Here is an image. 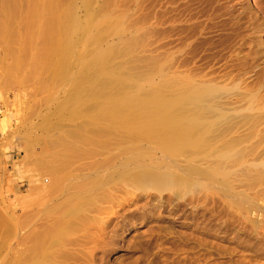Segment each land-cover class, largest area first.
Masks as SVG:
<instances>
[{"label":"rangeland","instance_id":"rangeland-1","mask_svg":"<svg viewBox=\"0 0 264 264\" xmlns=\"http://www.w3.org/2000/svg\"><path fill=\"white\" fill-rule=\"evenodd\" d=\"M44 1L0 0V25L10 27L0 29V264H264V123L252 135L258 146H253L254 156H247L259 163L253 171L246 169L244 158L228 163L236 169L228 186L196 175L200 184L190 189L156 191L131 177L98 176L145 150L146 157L173 160L185 150H178L177 157V151H165L163 144L143 135H127L122 127L106 135L108 131L98 133L103 121L94 126L87 117L70 120L73 93H68L81 77L77 62L95 48L92 39L105 28L97 31L101 27L89 25L88 19L108 17L110 25L118 21L121 27L104 35L100 48L123 45L111 46L106 66L111 73L131 70L129 74L145 73L157 81L176 73L197 80L209 76L243 92L255 88L264 103V0H57L58 7L49 13L60 21L47 23L56 24L49 29ZM64 26L71 39L61 33ZM61 36L73 41L64 47ZM64 48L63 55L59 49ZM114 50L127 52L114 56ZM58 56L70 61L67 67ZM91 101L81 109L90 110ZM63 103L68 114L58 110ZM120 136L130 141L126 144ZM184 154L180 160L188 163L191 155ZM14 219L22 224L19 238L12 237ZM42 231L48 239L38 248L35 241ZM15 239L20 243L14 244Z\"/></svg>","mask_w":264,"mask_h":264},{"label":"bare ground","instance_id":"bare-ground-1","mask_svg":"<svg viewBox=\"0 0 264 264\" xmlns=\"http://www.w3.org/2000/svg\"><path fill=\"white\" fill-rule=\"evenodd\" d=\"M2 5H4V4L2 3ZM56 6H57V0H46V3L44 1L43 10H44V8H45V10L43 12L44 13L48 12L49 15L46 13L45 17L46 16L47 17L46 18L43 17L44 19L43 18L42 19L45 21L46 26H47V27L46 26L45 27L47 29H49L50 26L53 25V27H54V25L59 23V22H57V19L59 20L60 18H57L56 16L52 17V15L49 13V12L53 13L54 10L58 7V6L57 7ZM8 10H10V9H8ZM0 12H1V10H0ZM72 14H75V13H72ZM72 14H70V16ZM57 15L59 16V14H57ZM66 16L61 15V17H66ZM89 16H90V14H89ZM36 17L37 16L35 15V18ZM68 17H69V15H68ZM96 17L98 18V16H94V18H96ZM102 17H104V16H102ZM32 18H33L32 21H34V16ZM38 18L40 19L41 17L38 16ZM69 18H72V16ZM75 18H76V15H75ZM107 19H108V17L105 19L100 18V20L90 18L87 21L88 24L93 26V27L97 26V28H98V26L99 27L105 26V28H104V30L102 27H101V29H99V28L97 29V31L103 30V31H99V32H103V33L101 35L99 34V36H96V37H94V35H93V37H94V39H92L93 42L89 39V43L92 42L90 47L95 45V48H93V50L90 52L87 51L88 53L86 52V54L83 55L84 58H81L79 60V62H77L78 60L75 61L78 63V66H77L78 69L76 68L78 70V75L81 74V77L79 75L80 78H77L78 79L77 81H76V79H75V81L72 80L73 83L74 82L75 83L74 84L72 83V85H71L72 90H70V89L68 90L69 91L68 93H70L71 91L73 93L72 97H71L72 93L70 94V97L72 98L70 100V102L72 103V106L70 105V103H68L70 105V108H71L70 113H69L70 120L75 115L78 116V117L76 116V118H80V117L86 118L87 117L88 120L87 119L86 120L90 121V123L93 124L94 126L96 124H99L98 122L103 121L104 123H101V125H103V128H99V126H101V125H97L99 130L98 129H96V130H98V133H99V131H100V133L102 131L103 132L108 131L107 133L105 132L106 135H108V133L111 131L115 132L117 127H118L117 130L119 129V127H122V129H124L122 132H126L127 135L131 134V136H132L135 133L137 135L139 134V136L143 135L144 137H147V138L149 137L147 139L148 141H149V139H153V140H151V142L158 141L159 145L163 144L162 147L163 148L165 147V151H167V150L169 152H172V151L176 152L177 151V154H175L176 156L178 155V150L179 151L185 150L186 152L188 150L187 153L185 151L184 152L182 151V154L186 153L187 155L186 154H184V155H186L188 157L191 155L190 156L191 159L189 161V159L187 157L186 159H188V163L186 161H185L186 163H183L181 161L182 160L181 158L183 155L180 152L179 153L182 156L179 154L180 155L179 160H176L175 158H174V160L173 159H167L168 157H166V159L165 158H159L156 156L146 157L147 154L145 152L147 150L144 149L145 150L144 151L142 149L144 151V153H139V155L136 153L137 154L136 156H131V157H133V158H130V160H132V162L129 161L128 158H126L125 160L119 162L118 164L112 166L111 168L105 169L104 171L102 170V173L98 176V179H101V177L103 175L105 178V176L110 177L113 174H117L123 178L131 177V180L133 179L136 183H139L140 185H142L145 188H151V189H155L156 191L157 190L161 191L163 189H168L170 187L171 188L175 187V189H177L176 187H178V188H180V187L186 188L187 187V189H188L192 185L194 186L195 184H200V181L197 182L195 180L196 175H200V176H202V178L204 177V179L206 178V179H209L212 181H217L219 183H222V184H225L226 186H228L229 180H231L230 177H232L233 174H236V169H232V166L231 165L229 166L228 163L240 162V161H243L244 158H245V162H247V164H245V165H247L246 169H249V171H251V170L253 171L254 169H252L253 168L252 166L259 164V163L254 162V160H255L254 157H252L251 159L248 158V160H247V156L248 155L251 156V155L255 154V153H253L254 151H252V149H253V146H257V145H256V143L254 145V143L251 141V139L253 138L252 135L256 132L257 127L258 128L262 127V126L259 127L258 125H260L261 122H262L261 125H263V123H264L263 122L264 121V113H263L264 103H263V101L260 102L257 99V98H259L258 97L259 92L256 93L257 91H255V88H254V92H253V90L249 89L250 87L247 89L249 92H246L245 91L246 89L244 90L245 92H243V90L241 91L240 87H237V85L233 86V87H229V86L227 87L226 86L227 84L226 85L221 84V82H219L220 80L217 81L216 80L217 78H214V77L209 79L210 78L209 76H208V78H205L204 80H202V79L197 80L194 77L192 78L191 76H187L188 74L187 75L185 74L186 76H184L182 73H176V75L175 76L173 75L174 77H172L171 79L168 78L169 81H167L168 79H166V78H162V80L157 81V80L152 79L153 77L151 78V76H149L147 74L144 75L145 73L143 74L142 72H141V74H143V75H135L134 73H133L134 75L129 74L131 72V70L129 73H125V74L124 73L122 74V72H121V74L116 75L115 73H113L114 71L111 73L109 71L111 69H107L106 66L108 65L107 63L111 62L110 58L112 57V50H113V48H115V50H116V48L119 49L123 45H121L119 47H113L110 43V46L108 44L107 45L108 47L103 48V49L100 48L101 46L99 45V42L100 41L103 42L102 41L104 39L103 36L109 34L111 31L113 33V31H115L121 27L120 23L118 25V21L116 24L114 23V24L110 25L109 21L111 19H108V22H107ZM66 20H67V18H66ZM70 20H72V19H70ZM52 21H56V24L54 22V24H51L48 26L47 23L52 22ZM75 21H76V19H75ZM79 21H80V19H79ZM113 22H115V20ZM45 23H43V24H45ZM84 23H85V21H84ZM74 24H75V22H74ZM86 24L87 23H85V26H86ZM108 24L110 26H106ZM70 26H71V24H70ZM2 27L6 28L7 26L2 25L0 29H2ZM62 27H63V25H62ZM65 27L66 26H64V28H62L63 31L61 33L63 34V36H65V34L67 35L69 33L68 34L70 36L69 39H71L70 34H72V33H71V31L66 32L68 30H66L67 27H66V29H65ZM71 27L73 28V26H71ZM77 27H78V25H77ZM68 28H69V26H68ZM8 29L10 30V27ZM80 29H81V26H80ZM93 29H95V28H93ZM42 31H43V29H42ZM80 31H83V30L81 29ZM88 31H92V30L89 28ZM53 32H54V29L52 30V33ZM75 32L77 33V30ZM75 32L73 34H76ZM94 33L97 34L98 32L95 31ZM48 34L50 35V33H48ZM53 34H55V33H53ZM53 34L50 36H52L53 40H54L55 38H54ZM86 34H88V33H86ZM63 39L64 38L62 37V41H64ZM80 39H82V38L80 37L78 40H80ZM55 40L59 41L58 39H55ZM78 40H75L77 45H75L76 43L73 42L70 46H67V48L69 47V49L70 48L72 49V47H73L72 45L74 43L75 44H74L73 48H75V46H78V42H77ZM48 41H50V40H48ZM65 41H67V39ZM65 41H64V45H65L64 47H66V44L69 45V43H71L73 40L69 43H68V41L67 42H65ZM83 41H84V39H83ZM87 42H85V43L87 44ZM57 44H58V42H57ZM92 44H94V45H92ZM79 47H77V48H79ZM127 47H129V45H127ZM59 48H61V47H59ZM69 49H68V51H69ZM87 49H89V48H87ZM87 49H85V50H87ZM80 50H81V48H80ZM115 50L113 51L115 54L114 56L118 55L117 53H119L121 49L117 50V53L115 52ZM124 50L121 51L123 54H124V52L125 53L127 52ZM59 51H62L63 53H61V54H63V55L67 52V50L65 52V48H64V50L59 49ZM77 51H75V52H77ZM75 52H74V54H75ZM78 52H81V51H78ZM121 52H120V54H122ZM70 53H71V50H70ZM84 53H85V51H84ZM58 54H59V52H58ZM74 54H70L69 56L74 55ZM80 56H79V58H80ZM60 57L58 56L59 59L62 58V57L61 58ZM64 57H66V55ZM116 58H119V57H116ZM63 60H65V61H62L63 63L61 62L63 65L61 63H60V65H62V67H67L68 65H66V64L70 61L67 58H65ZM75 60H76V57H75ZM51 61H53V60H51ZM71 61H72V59H71ZM177 63H178V61H177ZM64 65H66V66H64ZM16 66H17V63H16ZM111 67H112V64H111ZM59 69H62V68L60 67ZM59 69L56 71L57 72L60 71ZM118 69H120V68H118ZM121 69H123L122 66H121ZM64 70H67V69H64ZM135 71L133 70L132 72H135ZM71 72H72V70H71ZM123 72H125V70ZM61 74H63V72ZM76 74H77V72H76ZM66 75L68 76V74H66ZM252 75H254V74H252ZM64 77H66V76H64ZM69 78H71V77H68V79ZM68 81H70V79ZM68 83H70V82H68ZM237 88H239V89H237ZM68 93L66 94V96L68 95ZM93 99L95 101H93ZM88 100H90V101L92 100L91 102L92 103L95 102V103L90 110L84 108V110H88V111H83L81 109V106L84 103H86ZM64 106L67 107L66 103H63L62 107H60L58 109L60 113H61L60 109L61 108L63 109ZM65 109H63V110H65ZM76 110H78V112ZM67 111H66V113H67ZM63 114L64 113L62 111V114H60V115L63 116ZM62 116H60V117H62ZM64 116H66V114ZM71 116H73V117L71 118ZM67 118H69V117H67ZM104 125H106L107 127L106 126L104 127ZM81 127L85 128V126H83V125ZM81 127H78V128H81ZM114 127H116V128L113 131ZM96 130H94V136L95 137L97 135ZM79 131L82 132V130H78V132ZM130 131H131V133H130ZM259 131H261V130H259ZM103 132L101 134H103ZM127 132H129V133H127ZM132 132H134V133H132ZM71 133L73 136L74 133L73 132H71ZM261 134H264V133L262 132ZM49 135H51V134H49ZM74 135H76V134H74ZM135 135H134L133 139H139V138H136L137 135H136V137H135ZM260 135H259V137H260ZM120 137H122V136H120ZM124 138H125V136H124ZM124 138L122 137V139H124ZM55 139H56V137L55 138L53 137V141ZM258 140H261V139L259 138ZM127 141H130V139H128ZM127 141L125 138L126 144H127ZM57 142L59 143L58 140H57ZM258 142H257V144H259ZM260 143L262 144L263 142H260ZM183 148H185V149H183ZM186 148H187V150H186ZM257 148H258V146L253 150H257ZM134 150H135V148H134ZM248 153H250V154H248ZM143 154H145V155H143ZM163 154L165 155V153H163ZM170 154L172 155V153H170ZM131 155H132V152H131ZM171 155H169V156H171ZM175 155H174V157H175ZM167 156H168V154H167ZM199 156L203 157L204 161H202L201 158L198 159ZM177 157H179V156H177ZM198 160H201V161L199 162ZM205 162H208V163L206 164ZM241 163H243V162H241ZM261 164H264V161ZM246 169H244V170H246ZM261 169H263V168H260V171H261ZM246 172H247V170H246ZM241 176L243 177L244 175H241ZM17 216L19 217V215H17ZM13 217H15V216L13 215ZM22 218H24V217H22ZM15 219H17V218H15ZM17 221H19V220H17ZM6 222L7 221H5V223ZM15 222H16V220H15ZM27 222H28V220H27ZM29 222H31V221H29ZM44 223H45V221H44ZM15 224H17V227L15 226L16 227L15 228L16 229L15 230V236L12 235V237L13 238H15V237L19 238V236H21L22 224H20L21 226H19L18 222H16ZM47 230H48V228L46 227V230L44 232H46ZM44 232L42 231L37 235L36 241H35V242H37V244L34 242V247H35V244L37 246H39L38 248L44 247V242H45V240L48 239L46 237V239L44 240V238H45V237H43ZM29 237H30V235H29ZM50 237H51V235H50ZM19 241H20L19 239H17V240L15 239L14 244H16V243L19 244L20 243ZM28 243H30V241ZM38 248L36 247L35 249H38ZM33 249L31 248L32 251H33ZM32 253L34 254V252H32ZM14 262H15V260H14Z\"/></svg>","mask_w":264,"mask_h":264}]
</instances>
